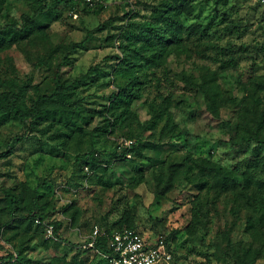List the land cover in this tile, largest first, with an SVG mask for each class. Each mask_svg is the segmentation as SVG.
I'll return each mask as SVG.
<instances>
[{
  "label": "rangeland",
  "instance_id": "1",
  "mask_svg": "<svg viewBox=\"0 0 264 264\" xmlns=\"http://www.w3.org/2000/svg\"><path fill=\"white\" fill-rule=\"evenodd\" d=\"M45 1L39 15L41 0L0 4V25H21L25 15L35 26L27 39L0 43V93L27 87L23 106L54 92V68L76 46L63 67L64 82L74 86L68 105L47 104L36 126L0 112V152L13 149L0 157V264H104L88 247L94 227L128 223L168 240L173 257L162 264H264V89L255 86L264 78V5L108 0L95 14L85 0L74 8L69 0ZM168 1L181 35L160 57L157 47H143L138 25L156 20ZM153 55L162 61L153 63ZM130 61L142 83L123 106L111 94L124 80L118 66ZM183 71L203 83L212 76L207 85L219 93L221 115L185 85ZM130 139L140 150L120 158ZM91 151L101 164L94 172L76 163ZM200 158L239 167L250 186L215 187ZM7 190L21 198L15 218ZM54 221L60 226L52 236L46 224Z\"/></svg>",
  "mask_w": 264,
  "mask_h": 264
},
{
  "label": "trees",
  "instance_id": "2",
  "mask_svg": "<svg viewBox=\"0 0 264 264\" xmlns=\"http://www.w3.org/2000/svg\"><path fill=\"white\" fill-rule=\"evenodd\" d=\"M5 0H0V4H3ZM71 1L70 6L72 8L76 7L78 5L79 1L83 0H69ZM108 0H105L104 2H97L94 5H90L88 2L84 1V4L87 8V11H91L95 14L101 13L105 7L108 5ZM258 4H261L259 1L255 0ZM46 5L45 0H41V7L37 10L36 15L41 14L42 8ZM262 5V4H261ZM165 8L161 10V12L157 15L156 20L154 21H147L140 25H138V28L140 29L139 35L142 37V39L145 40V43L143 44V47L147 45L148 48L151 46L157 47L159 49V55L161 57V54L164 53L167 50L168 44L173 41H178L180 37V18L179 13L177 10L176 5L171 3L170 1L166 2ZM35 31V26L33 23V19L28 18L27 16H23L22 24L19 25L16 22H10L7 25H0V43L4 42L5 40H9L10 42L23 40L29 38ZM94 33V30H89L87 37H91ZM171 37H170V34ZM86 39L82 40V43H84ZM76 46L73 45L71 47V50H69L67 53H65L62 56V59L59 64H57L54 68L53 76L54 81L56 84L55 90L52 94H41L29 107H25L22 104V99L25 97L27 93V87L21 86L17 91H7V92H1L0 93V112L10 115L14 118L20 119L22 121L31 120L32 125L36 126L39 122L42 121L43 113L47 110L46 105L49 103H56V104H65L68 105L67 100V92L74 87L73 84H66L63 80V67L70 63V53L72 50H75ZM154 56V57H153ZM153 63L158 64L162 61V58L156 57V55H153ZM118 57V56H117ZM119 73L121 72L122 77L124 80H122V83L118 85L117 89L112 92L111 94V100L114 103L122 102V105H129L131 101L136 97L135 91L136 86L140 83V75L135 70V64H133L132 61L127 62L126 64H120L118 66ZM212 76L206 74V82L203 83L201 80L196 78L193 73L188 72H182V80L185 83L187 87L197 92L198 95H201V97L204 99V102L206 103L207 108L215 115L219 116L221 115L218 110V104H220L218 99V91L213 86H208V81H211ZM256 89H264V78L260 80L255 81ZM248 96L250 98V101L253 104H256L258 102V98L255 93H248ZM237 102H235L236 104ZM65 107L60 106V108L57 109L58 112H65ZM125 109V108H124ZM240 117H242L243 121H246V116L244 112L240 111L239 114ZM231 122V120H229ZM111 122H109L108 125H110ZM21 140V138H18ZM247 139L251 140L252 138L247 137ZM246 139V140H247ZM130 143L127 144V146H124L123 151L121 152L120 158H126L127 154L131 151L140 150V147L137 145V142H133L131 139L128 140ZM262 144H264V138L261 140H258ZM12 146L11 144L8 145V149L5 152H0V157H4L9 155L12 152ZM118 155V156H120ZM97 157H99V154L97 151L85 154H79L76 157V163H84L85 167H92V172L97 168ZM199 163L205 162L206 164L202 165V168L205 169L206 173L208 175L213 176V185L217 188H220L222 190H229V189H236L239 186H243L245 188H248L250 186V183L252 182V178L250 176H247L245 174H240V168H227L220 164H216L215 162H211L208 160H205L204 158L198 159ZM89 168V167H88ZM201 187H205L204 184L200 185ZM8 195H10L12 201L17 203L16 206L11 210V216L15 218V211L18 210L19 204L21 203V198H17L15 200V195L11 193V190H7ZM39 194H35L33 198V206L36 207V209L41 210V206L39 204ZM37 214H33V217ZM47 217V214H44L43 212L40 213L39 217H37L38 224H42L45 220L44 218ZM54 224V230L57 234L58 228L60 226L59 221L52 222ZM2 225H0L1 227ZM125 227L134 228L136 230H139L144 235H146L142 230H140L137 226H134L132 224H126L123 227L120 228H106L105 230L107 233L111 234L113 231L123 229ZM177 231H174L173 235L175 238V234ZM168 246L172 250V247L170 246L168 240H166ZM97 248L103 251H107V237H101L100 241L97 243ZM95 250V249H94ZM97 251V250H96ZM98 252V251H97ZM173 252V250H172ZM102 260L104 264H108L106 259L103 258L101 255ZM8 258L17 259L18 256L14 253H11L8 255ZM21 261H23V257L19 258Z\"/></svg>",
  "mask_w": 264,
  "mask_h": 264
},
{
  "label": "built area",
  "instance_id": "3",
  "mask_svg": "<svg viewBox=\"0 0 264 264\" xmlns=\"http://www.w3.org/2000/svg\"><path fill=\"white\" fill-rule=\"evenodd\" d=\"M90 5L105 0H85ZM264 5V0H257ZM130 143V142H128ZM38 222H40L38 220ZM47 231L54 235V224H46ZM107 237V251L97 248L101 237ZM88 247L97 250L108 264H162L173 257V252L165 239H152L139 230L125 227L107 233L105 229L95 226L90 236Z\"/></svg>",
  "mask_w": 264,
  "mask_h": 264
}]
</instances>
